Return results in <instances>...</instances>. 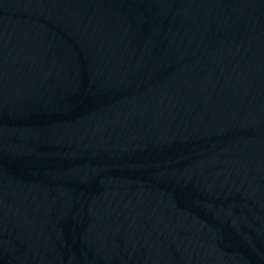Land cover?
<instances>
[{"label":"water","instance_id":"water-1","mask_svg":"<svg viewBox=\"0 0 264 264\" xmlns=\"http://www.w3.org/2000/svg\"><path fill=\"white\" fill-rule=\"evenodd\" d=\"M0 264H264V0H0Z\"/></svg>","mask_w":264,"mask_h":264}]
</instances>
